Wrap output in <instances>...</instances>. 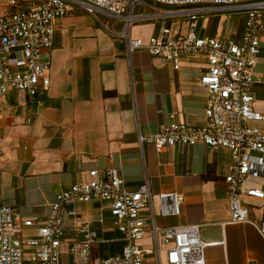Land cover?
Masks as SVG:
<instances>
[{"label":"crops","instance_id":"0c3cea01","mask_svg":"<svg viewBox=\"0 0 264 264\" xmlns=\"http://www.w3.org/2000/svg\"><path fill=\"white\" fill-rule=\"evenodd\" d=\"M3 8L0 15L12 11L5 8V1ZM245 18L244 11L207 15L198 19L196 33L238 38ZM100 22L111 21L101 17ZM100 22L75 7L56 22L53 46L45 53L50 60L47 91L35 98L17 91L0 98V206L15 209L22 221L40 222L49 215L56 195L88 182L90 171L118 168L129 191L146 180L154 195L183 196L178 215L156 216L155 223L160 221V228L200 225L201 240L209 244L205 264H264V239L257 229L251 223L229 221L224 181L231 164L228 150L197 144L158 152L151 143L139 141L168 124L170 114L179 123L205 125L207 92L200 77L206 59L183 56L174 71L169 61L146 51L128 55L124 40L110 36ZM170 23H139L130 29V36L147 40L164 28L173 34L187 32L185 21ZM259 41L254 74L264 80V29ZM253 93L254 109L264 116V85L255 84ZM253 125L264 131V121ZM249 184L264 189L263 182ZM245 204L249 218L259 224L262 201L245 199ZM73 209L98 231L94 257L121 252L106 209L97 203L76 204ZM65 224L60 255L67 264L70 243L82 236L72 229L71 219ZM35 235V229H23L24 238Z\"/></svg>","mask_w":264,"mask_h":264},{"label":"built area","instance_id":"2783aa9c","mask_svg":"<svg viewBox=\"0 0 264 264\" xmlns=\"http://www.w3.org/2000/svg\"><path fill=\"white\" fill-rule=\"evenodd\" d=\"M75 7L99 22L101 17L108 18L111 22H100L103 29L124 40L128 55L146 51L169 61L174 71L180 68L183 56L206 59L207 68L200 77L207 92L205 125L179 123L170 114L168 124L150 137L140 136L139 141L151 143L158 152L197 144L228 150L231 164L224 181L229 221L251 223L264 239V214L255 224L245 204V199L260 200L264 211V189L249 184L264 183V131L253 125L264 121L254 109L253 93L255 84L264 85L254 74L259 35L264 29V0H5V8L12 11L0 15V98L12 91L29 98L47 91L50 60L45 53L53 46L56 22ZM239 11H244L246 18L238 38L200 37L196 33L198 19ZM158 21H185L187 32L173 34L164 28L147 40L131 38L134 25ZM89 177L88 182L56 195L49 204V215L40 222L22 221L15 209L0 206V264H64L60 246L68 218L82 239L70 243L67 264H205L204 250L209 244L201 240L200 225L160 228L155 223L156 216L179 214L181 194L154 195L146 180L129 191L118 168L92 170ZM88 203L107 210L122 243L119 254L93 256V248L100 242L98 231L73 209L76 204ZM24 228L35 229V237L24 238Z\"/></svg>","mask_w":264,"mask_h":264},{"label":"rangeland","instance_id":"374dc122","mask_svg":"<svg viewBox=\"0 0 264 264\" xmlns=\"http://www.w3.org/2000/svg\"><path fill=\"white\" fill-rule=\"evenodd\" d=\"M4 1L5 0H0V10H2V9H4L3 8V4H4ZM77 11V10H76ZM224 15H226V14H224ZM171 22H173V21H171ZM169 24H171L170 22H167V25H169ZM157 225L158 226H160V221H157ZM25 234H30V230H27L26 232H25Z\"/></svg>","mask_w":264,"mask_h":264}]
</instances>
